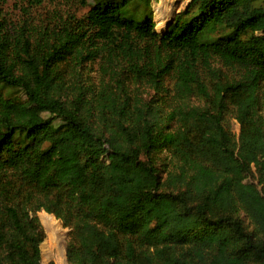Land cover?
I'll use <instances>...</instances> for the list:
<instances>
[{
	"label": "trees",
	"instance_id": "obj_1",
	"mask_svg": "<svg viewBox=\"0 0 264 264\" xmlns=\"http://www.w3.org/2000/svg\"><path fill=\"white\" fill-rule=\"evenodd\" d=\"M89 4L0 2V264H264V0Z\"/></svg>",
	"mask_w": 264,
	"mask_h": 264
},
{
	"label": "rangeland",
	"instance_id": "obj_2",
	"mask_svg": "<svg viewBox=\"0 0 264 264\" xmlns=\"http://www.w3.org/2000/svg\"><path fill=\"white\" fill-rule=\"evenodd\" d=\"M98 1L100 0H90V4L94 5ZM0 2L3 5L9 4V8H15V5H17V0H0ZM186 4L187 0H117L116 7L120 8L125 18L138 22L148 17L159 27L169 20L173 13L182 10ZM72 8L73 4L71 3ZM87 10L88 7L85 11ZM81 12L82 10L72 11L73 14L77 13L78 16L82 15ZM0 91L4 97H17L21 94L16 88L12 87L4 88V86H1ZM43 213L45 212L38 213L39 220L46 233V239L40 246L42 264L48 262L67 264L64 246L67 241L68 230L63 228L55 218V221L44 218Z\"/></svg>",
	"mask_w": 264,
	"mask_h": 264
},
{
	"label": "bare ground",
	"instance_id": "obj_3",
	"mask_svg": "<svg viewBox=\"0 0 264 264\" xmlns=\"http://www.w3.org/2000/svg\"><path fill=\"white\" fill-rule=\"evenodd\" d=\"M43 217L46 218V219H49V220L55 221L54 217H53V216H50V215H48V214L43 213Z\"/></svg>",
	"mask_w": 264,
	"mask_h": 264
},
{
	"label": "clouds",
	"instance_id": "obj_4",
	"mask_svg": "<svg viewBox=\"0 0 264 264\" xmlns=\"http://www.w3.org/2000/svg\"><path fill=\"white\" fill-rule=\"evenodd\" d=\"M158 27V26H157Z\"/></svg>",
	"mask_w": 264,
	"mask_h": 264
},
{
	"label": "crops",
	"instance_id": "obj_5",
	"mask_svg": "<svg viewBox=\"0 0 264 264\" xmlns=\"http://www.w3.org/2000/svg\"><path fill=\"white\" fill-rule=\"evenodd\" d=\"M158 21V20H157Z\"/></svg>",
	"mask_w": 264,
	"mask_h": 264
}]
</instances>
